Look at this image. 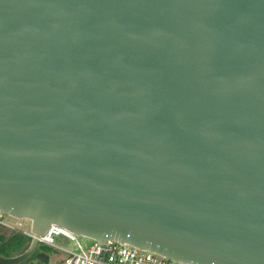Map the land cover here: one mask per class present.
<instances>
[{"label": "water", "instance_id": "water-1", "mask_svg": "<svg viewBox=\"0 0 264 264\" xmlns=\"http://www.w3.org/2000/svg\"><path fill=\"white\" fill-rule=\"evenodd\" d=\"M0 209L264 264V0H0Z\"/></svg>", "mask_w": 264, "mask_h": 264}, {"label": "built area", "instance_id": "built-area-1", "mask_svg": "<svg viewBox=\"0 0 264 264\" xmlns=\"http://www.w3.org/2000/svg\"><path fill=\"white\" fill-rule=\"evenodd\" d=\"M8 215L15 217L0 209V232L15 231L22 232L31 238L35 236L32 224L25 225L22 221L25 218L15 217L17 220L14 222L7 219ZM60 235L77 241L76 249L66 250L59 247L55 241L56 237ZM78 235L80 234L52 223L39 237V244L66 250L68 254L53 264H193L168 258L155 251L141 249L127 242L114 239L102 242L99 239L88 237L92 239L93 243L85 247L78 239Z\"/></svg>", "mask_w": 264, "mask_h": 264}, {"label": "trees", "instance_id": "trees-1", "mask_svg": "<svg viewBox=\"0 0 264 264\" xmlns=\"http://www.w3.org/2000/svg\"><path fill=\"white\" fill-rule=\"evenodd\" d=\"M31 240L22 232H0V256L13 257L23 253L30 246ZM47 261L48 255L36 248L31 256L18 264H46Z\"/></svg>", "mask_w": 264, "mask_h": 264}, {"label": "rangeland", "instance_id": "rangeland-1", "mask_svg": "<svg viewBox=\"0 0 264 264\" xmlns=\"http://www.w3.org/2000/svg\"><path fill=\"white\" fill-rule=\"evenodd\" d=\"M7 219L14 222L17 220L15 217H12L10 215L7 216ZM22 221L25 223V225H29L31 223V221L27 218L23 219ZM78 239L85 247L93 243L92 239L83 235H78ZM55 242L59 247L66 250H74L77 247V241L72 240L64 235L57 236ZM37 249L38 251H41L48 255V261L46 264H53L58 259H62L68 254L66 250L52 248L50 246L42 244L38 245Z\"/></svg>", "mask_w": 264, "mask_h": 264}]
</instances>
